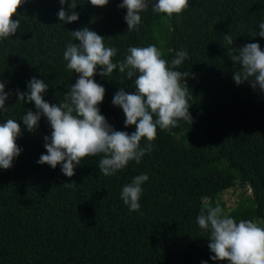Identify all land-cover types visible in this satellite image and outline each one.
Segmentation results:
<instances>
[{
	"label": "trees",
	"instance_id": "trees-1",
	"mask_svg": "<svg viewBox=\"0 0 264 264\" xmlns=\"http://www.w3.org/2000/svg\"><path fill=\"white\" fill-rule=\"evenodd\" d=\"M0 264H264V0H0Z\"/></svg>",
	"mask_w": 264,
	"mask_h": 264
},
{
	"label": "rangeland",
	"instance_id": "rangeland-1",
	"mask_svg": "<svg viewBox=\"0 0 264 264\" xmlns=\"http://www.w3.org/2000/svg\"><path fill=\"white\" fill-rule=\"evenodd\" d=\"M243 193H245L248 196L252 195V192L248 187L244 189L241 187H236V188L226 190L220 196V200L224 204V208L226 212H229L238 206L239 201L243 197L242 196Z\"/></svg>",
	"mask_w": 264,
	"mask_h": 264
}]
</instances>
